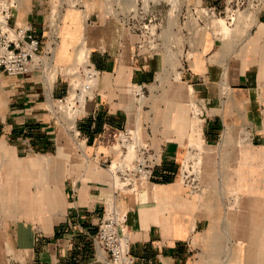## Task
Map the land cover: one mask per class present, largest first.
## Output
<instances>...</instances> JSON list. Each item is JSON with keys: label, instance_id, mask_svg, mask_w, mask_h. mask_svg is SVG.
<instances>
[{"label": "crops", "instance_id": "crops-1", "mask_svg": "<svg viewBox=\"0 0 264 264\" xmlns=\"http://www.w3.org/2000/svg\"><path fill=\"white\" fill-rule=\"evenodd\" d=\"M200 3L220 9L225 0ZM49 6L48 0H18L11 20L32 24L42 53ZM84 6L85 27L72 24L69 11L62 17L64 34L69 24L75 35L59 36L58 46L65 38L68 51L56 52L51 81L35 64L17 77L0 71V264L94 262L93 236L110 200L129 225L135 264H264V3L242 44L224 51L217 32L206 33L182 71L210 110L202 133L201 194L179 178L192 127L184 104L189 83L154 86L159 66L133 58L139 36L105 15L104 0ZM77 30L85 31L100 71L97 110L77 120L75 139L73 133L63 139L49 101L66 92L60 76L80 45ZM137 81L149 91L141 113L132 90ZM140 115L153 176L138 181L134 195L115 194L106 164L120 131ZM245 133L250 141L242 143ZM225 198L240 202L238 210L226 213Z\"/></svg>", "mask_w": 264, "mask_h": 264}, {"label": "built area", "instance_id": "built-area-1", "mask_svg": "<svg viewBox=\"0 0 264 264\" xmlns=\"http://www.w3.org/2000/svg\"><path fill=\"white\" fill-rule=\"evenodd\" d=\"M183 0H104V13L107 17L117 19L125 30L137 33L139 41L134 48V61L142 59L147 61L153 56L151 50L157 48L155 41L159 35L157 30L162 28L160 23H153L155 17L150 16L152 9L160 7L168 9L166 18L172 14L174 18L180 10ZM85 0H62L58 6L60 12L51 8L48 14V37L45 51L42 53L43 40L38 37L32 24H12L13 10L17 0H0V71L8 76L24 75L33 64L41 68L44 78L53 72V64L49 62L53 49L59 44L58 23H60L63 10L74 6L83 11ZM233 3L237 8L259 9L264 0H225V8ZM184 4V3H183ZM66 6V8H65ZM195 13L199 12L203 19H219L221 9L211 6H191ZM198 14V13H197ZM170 19V18H169ZM217 19V20H218ZM177 21V20H175ZM86 64L74 63L66 70V92L59 98L50 97L53 112L61 111L66 118H75L76 122L82 116H94L96 114L95 88L100 71L93 65L90 52L87 53ZM188 61V60H187ZM185 69V66H182ZM175 72V70H173ZM182 73V71H178ZM177 75V73H176ZM176 77V76H175ZM190 96L187 105L193 117H199L205 122L208 116V107L203 98L194 94V89L189 84ZM134 99L141 105L147 98L148 87L145 82H134L132 85ZM59 104V105H58ZM58 119V117H57ZM62 122V121H61ZM75 133V132H74ZM73 133V134H74ZM203 127L201 128V139ZM250 134L241 137L242 143L250 141ZM191 142V141H190ZM202 147L188 143L186 154L180 168V182L192 193L200 191ZM152 151L142 139L139 128L126 126L120 131L115 145L111 149V158L107 161L106 169L109 173V183L117 194L122 190L134 195L137 191V183L140 180H149L153 176L154 165L152 163ZM97 258L89 264H135L131 253V232L129 225L119 212L114 200L108 201L104 206L103 219L99 224L97 233L93 236Z\"/></svg>", "mask_w": 264, "mask_h": 264}, {"label": "rangeland", "instance_id": "rangeland-1", "mask_svg": "<svg viewBox=\"0 0 264 264\" xmlns=\"http://www.w3.org/2000/svg\"><path fill=\"white\" fill-rule=\"evenodd\" d=\"M49 1V13L51 11V8L54 9L56 12H60L58 6L61 5L60 3L62 0H48ZM18 2V0H17ZM201 0H183L180 10L177 13V17L174 18L173 15H170V19L166 18V12L168 11V7L161 9L160 7L152 9L150 11V16L155 17V21L153 23H160L161 19L163 20L162 28H159L157 30V34L159 35L158 40L155 41V44H157V48L154 50H151L152 57L150 60H153L156 64L155 67L159 66V69L157 70V79L154 83V86L159 85L163 82H186L191 85V82L184 77V73H178V71H184L182 66H185V69L188 68L190 64H192L196 53L200 51V47L202 45L203 37L206 35V33H211L212 31H216V36L218 37V41L224 44V51H226V48L228 46L232 47V49L236 46H239L243 43V41L246 40V38L255 31V26L257 23V16L259 15V9H245L244 7L237 8L236 5L231 3L228 8H225L226 4L224 3V6H222L220 9L222 11V14L219 16V19H222L223 21L218 22L217 19L211 21H206L203 19V16L197 12L195 13L194 10L191 8V6L198 5V6H204V4L200 3ZM184 3V4H183ZM66 8V6H65ZM70 12V20L72 24L75 25H82V27H85L86 25V11H81L77 7L69 6L67 9L63 10V14L61 15L60 23H58V33L59 35L64 36H74V31H71V27H66V32L64 34L63 27H62V17L65 12ZM74 11L81 14H74ZM48 13V14H49ZM75 15V16H72ZM177 20V21H175ZM217 23L220 26V29H218L215 25ZM215 28V29H214ZM78 31V30H77ZM132 32V31H131ZM134 33V32H132ZM80 35V45L76 49L75 57L73 58L71 62V66L74 63H78L80 59V55L84 50V53L86 54L90 52V48L88 46V42L86 40L85 31L80 30L78 33ZM137 34V33H134ZM137 43L134 45L136 47ZM262 46H264V42H262ZM229 47V48H230ZM59 51L60 54H64L68 51V41L64 38L63 44L56 46L53 49L54 55L50 58L49 62L55 65L56 61V52ZM138 51V46L136 47V52ZM223 55V52H222ZM217 58L216 55H211L209 59L211 61H215ZM145 61V63L148 64L150 61L149 58ZM188 60V61H187ZM81 61V59H80ZM69 65V67H70ZM55 67H53L54 69ZM175 70V72L173 71ZM177 73V75H176ZM176 76V77H175ZM54 78V75L49 76L48 80L51 81V79ZM67 78L66 76V70L63 71L62 75L60 76V80L63 81L65 84V87L67 86ZM190 88H187L185 98H184V104L185 108L187 109L188 113L190 114L192 118L191 122V136L188 141V143H191L196 147H202L203 142L201 139V128L206 123L203 122V125H200L198 121L200 120L199 117H193V115L190 113V106L187 105L188 96H190ZM149 94V91H147V96ZM195 96L198 98H201L197 96V94L194 92ZM59 105V104H58ZM135 105L137 106L138 110H140V113L143 111L141 105L139 106L138 102L135 100ZM208 107V106H207ZM65 115H62L61 111L57 113L58 121H59V128L60 131L63 132L65 137L63 139H66L67 133H73L66 129V111L64 113ZM210 117V110L208 108V116L207 119ZM62 121V122H61ZM201 122V121H200ZM130 127H136L139 128L140 134L142 132V125H141V115L139 118V121L131 125ZM237 129H241L246 132V129L243 126H235ZM244 135L247 134L245 133ZM142 137V134H141ZM75 139V137H74ZM143 139V138H142ZM191 141V142H190ZM187 143V145H188ZM203 150V149H202ZM203 173V154L201 155V175H200V183H201V177ZM204 190V186H200V191L193 192L194 194H201ZM231 193L227 194V197H230L231 195H234L237 193L236 190L229 191ZM235 196V195H234ZM224 209L226 213H230L232 211L238 210L239 203L235 202L234 200H229L225 198V201L222 200ZM232 242V241H231ZM230 241H227L225 244L226 250L230 251L232 248V243ZM229 253V252H228Z\"/></svg>", "mask_w": 264, "mask_h": 264}, {"label": "bare ground", "instance_id": "bare-ground-1", "mask_svg": "<svg viewBox=\"0 0 264 264\" xmlns=\"http://www.w3.org/2000/svg\"><path fill=\"white\" fill-rule=\"evenodd\" d=\"M221 21H223L222 19H220V20H218V22H221ZM80 59H81V61H80ZM80 59H79V61H78V63H80V64H86V62H87V54H86V52L84 53V50H83V52L81 53V55H80ZM51 94V93H50ZM49 96V95H48ZM52 96V95H51ZM49 98V97H48ZM49 102H51L52 103V100L51 101H49ZM135 102V101H134ZM66 129L67 130H69V131H71V132H75L74 133V136H75V138H76V130H75V118H71V117H67L66 118ZM198 123L200 124V125H202V122H200V120L198 121ZM82 145H83V142H82Z\"/></svg>", "mask_w": 264, "mask_h": 264}]
</instances>
